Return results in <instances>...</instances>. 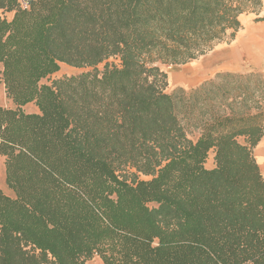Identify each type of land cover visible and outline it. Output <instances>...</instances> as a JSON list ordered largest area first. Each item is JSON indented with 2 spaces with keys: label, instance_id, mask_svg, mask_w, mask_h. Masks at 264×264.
<instances>
[{
  "label": "trees",
  "instance_id": "1",
  "mask_svg": "<svg viewBox=\"0 0 264 264\" xmlns=\"http://www.w3.org/2000/svg\"><path fill=\"white\" fill-rule=\"evenodd\" d=\"M262 7L0 0V81L16 105L0 107L14 193L0 189V264H264V73L168 93L161 68L231 44ZM60 64L81 73L41 85ZM32 102L39 114L22 110Z\"/></svg>",
  "mask_w": 264,
  "mask_h": 264
},
{
  "label": "rangeland",
  "instance_id": "2",
  "mask_svg": "<svg viewBox=\"0 0 264 264\" xmlns=\"http://www.w3.org/2000/svg\"><path fill=\"white\" fill-rule=\"evenodd\" d=\"M261 14V13H260ZM12 14L8 15V20H12ZM243 17L242 19H245ZM230 44L222 43L215 47V49L206 55L198 58L195 61H192L186 65L180 66H169L162 65L161 68L168 74L169 88L167 90L168 93L174 91V89L181 87L184 89H191L199 86L203 82L210 80L215 77L219 72L217 71V65L219 62V56L224 57L226 55L227 46ZM228 54V53H227ZM2 70L3 66L0 65V80L2 78ZM81 73L80 70L71 68L69 66H63L60 64L59 70L48 76L47 78L41 81V85H50L52 81L65 77V76H75ZM0 107L5 109H16V105L13 104L11 100L7 98L6 90L4 84L0 81ZM22 110L27 114H39L40 110L37 107L35 102L29 103L22 107ZM6 158L0 157V189L3 190L7 195L14 196V193L9 190L6 185V166H5ZM207 167H212V159H209L207 163ZM150 177H142V180H150ZM150 206H153L151 204ZM90 264H103L101 260L96 259Z\"/></svg>",
  "mask_w": 264,
  "mask_h": 264
},
{
  "label": "crops",
  "instance_id": "3",
  "mask_svg": "<svg viewBox=\"0 0 264 264\" xmlns=\"http://www.w3.org/2000/svg\"><path fill=\"white\" fill-rule=\"evenodd\" d=\"M262 1L263 7L259 16L245 14L240 17L243 29L235 41L227 46L225 57L224 54L222 57L219 56L217 65L219 73H264V21H256L257 18H264V0ZM245 16L246 18L242 19ZM254 153L264 175V137Z\"/></svg>",
  "mask_w": 264,
  "mask_h": 264
},
{
  "label": "built area",
  "instance_id": "4",
  "mask_svg": "<svg viewBox=\"0 0 264 264\" xmlns=\"http://www.w3.org/2000/svg\"><path fill=\"white\" fill-rule=\"evenodd\" d=\"M32 1H34V0H18L19 7L21 9H23V10L29 9ZM111 60L114 61L117 64H120L121 63V60H120L119 57H116V58L111 59Z\"/></svg>",
  "mask_w": 264,
  "mask_h": 264
}]
</instances>
